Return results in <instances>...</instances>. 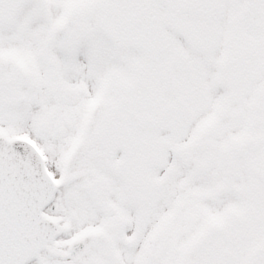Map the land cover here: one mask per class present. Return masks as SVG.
<instances>
[{"label": "snow or ice", "instance_id": "1", "mask_svg": "<svg viewBox=\"0 0 264 264\" xmlns=\"http://www.w3.org/2000/svg\"><path fill=\"white\" fill-rule=\"evenodd\" d=\"M0 264H264V0H0Z\"/></svg>", "mask_w": 264, "mask_h": 264}]
</instances>
